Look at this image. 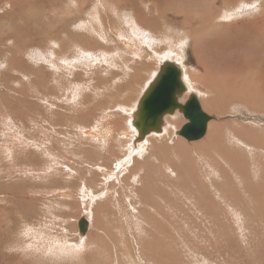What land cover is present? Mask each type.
Listing matches in <instances>:
<instances>
[{"label": "rangeland", "instance_id": "1", "mask_svg": "<svg viewBox=\"0 0 264 264\" xmlns=\"http://www.w3.org/2000/svg\"><path fill=\"white\" fill-rule=\"evenodd\" d=\"M98 1L0 0V264H264V41L258 40L264 31V0H234L240 3L236 9L222 4L216 10L215 0H127L122 6L117 0H105L100 10L104 14L97 10ZM164 3L172 13L176 10L173 16L178 21L171 26L180 34L206 31L195 22L182 31L184 23L193 18L187 20L184 13L192 15L195 10L201 16L209 11L217 15L228 7V13L234 14L233 18L218 19L224 26L206 37L220 43V48L226 41L222 46L225 51L210 52L213 44L208 47L204 43L201 53L210 52L208 60L198 62L191 50L187 54L189 65L210 72L213 80L221 82L220 93L212 91L211 95L222 101L218 109H207L199 98L203 112L213 117L201 139L209 136L210 123L216 134L208 137L209 149L217 153L210 169L209 160L199 161L198 155L194 158L193 147L201 139L188 142L176 136L192 149L186 150L195 160V173L189 176L195 177L193 180L170 173L160 157L167 147H151L159 158L147 157L148 149L129 158L123 144L127 138L125 117L118 107L114 109L119 102H134L158 62H139L140 57L130 48L122 54L132 67L130 73L123 65L119 68L115 50H124L125 22L132 16L145 31L149 27L155 32L161 24L167 29L172 19H168ZM95 9L103 22L95 31L112 37L101 40L102 44L91 32L94 22L90 14ZM217 21L210 24L217 26ZM227 21L239 26L240 38L226 40L231 30ZM245 32L261 45L241 43L250 39ZM115 33L124 41L116 40ZM176 39L178 43L179 37ZM106 53L111 57L104 67L96 60L103 62ZM112 56H116L113 61ZM134 60L139 67H133ZM60 61L66 62L68 73L56 70ZM239 64L242 75L231 76L230 70ZM134 74L137 77L132 78ZM97 79L99 91L94 87ZM129 81L132 90L127 92L124 84ZM179 115L181 123L175 130L186 122ZM112 127L114 136L105 147L108 150L91 141L98 130L104 132L102 141L107 140ZM173 166L177 174L179 168ZM99 191L102 193L92 201L89 194ZM82 217L92 222L79 237L77 222Z\"/></svg>", "mask_w": 264, "mask_h": 264}, {"label": "bare ground", "instance_id": "2", "mask_svg": "<svg viewBox=\"0 0 264 264\" xmlns=\"http://www.w3.org/2000/svg\"><path fill=\"white\" fill-rule=\"evenodd\" d=\"M96 1V0H95ZM108 1H110V0H108ZM121 5L120 6H122V5H125V2L127 3V0H117ZM135 1V0H134ZM138 1V0H137ZM155 1H157V0H154V2ZM159 1H161V0H159ZM166 1H169V0H166ZM170 1H172V0H170ZM178 1V0H177ZM210 1V0H209ZM104 2H105V0H99L98 1V3H97V5H96V7H97V10H99V12H100V10H102L101 8H103L104 7ZM143 2H144V0H143ZM163 2H165V1H163ZM195 2V1H194ZM199 2V1H198ZM71 3H72V1H71ZM70 3V4H71ZM75 3H77V2H75ZM84 3H86L85 1H84ZM128 3L129 4H131V2H129L128 1ZM140 3H142V2H139V4ZM162 3V2H161ZM171 3V2H170ZM116 4H118V3H116ZM152 4V3H151ZM156 4V3H155ZM155 4H154V6H155ZM165 5H166V3H164ZM168 4V3H167ZM208 5H209V3H207ZM215 10L220 6V5H222V4H225L223 7H225V6H228V5H230L231 7H233V8H235V7H237V4H240L239 3V1H234V0H215ZM109 5H110V3H109ZM157 5V4H156ZM206 5V4H205ZM211 5H213V3L211 4ZM210 5V6H211ZM218 5V6H217ZM113 6H114V4H113ZM127 6V5H126ZM161 6V5H160ZM167 6V5H166ZM83 7V6H82ZM90 7V6H89ZM116 7V6H115ZM119 7V6H118ZM133 7V6H132ZM261 7V6H260ZM142 8V7H141ZM249 8V7H248ZM80 9H81V7H80ZM124 9V8H123ZM123 9H121V11L123 10ZM183 9V8H182ZM193 9V8H192ZM212 9V8H211ZM220 9V8H219ZM236 9V8H235ZM82 10V9H81ZM88 10V9H87ZM97 10L95 9V11L96 12H94V11H92V13L90 14V17H91V19H92V21H94V23L96 22L97 23V25H99L101 22H100V19H99V15H98V12H97ZM107 10V9H106ZM155 10H156V8H155ZM174 10V9H173ZM207 10V9H206ZM205 10V11H206ZM210 10V9H209ZM119 11V10H118ZM120 11V12H121ZM127 11V10H126ZM142 11V10H141ZM166 11H167V8H166ZM169 11V10H168ZM174 11H176V10H174ZM174 11H173V13H174ZM178 11H179V9H178ZM204 11V10H203ZM218 11V10H217ZM222 11V12H221ZM105 12V11H104ZM130 12V11H129ZM153 12V11H152ZM221 12V13H220ZM101 13V12H100ZM131 13V12H130ZM142 13V12H141ZM155 13H156V11H155ZM180 13V12H179ZM217 13V12H216ZM216 13L214 12V15H212V12L210 13V11L208 12V13H206V14H203V16H201L202 14H197V12H195V10H194V12L192 13V15H190V14H187V13H184L185 14V17H187V20H188V17H191V16H193V18L191 17V19H189L188 20V22L190 21V23H188L187 21H185V22H187L188 24L186 25V23H184V25H183V27L181 28V30L182 31H188V26L189 25H191V23H194L195 22V24H199L200 23V26L201 27H205V30L206 31H197L195 34L193 33V34H189L188 32H186V33H184V34H180L179 33V42L177 43V40H171V39H167V40H164V43H165V47H167L166 49H167V51L165 52V49L163 50V52H162V55L163 56H160L158 53H156L155 51H153V48L155 49V46L157 45V41H149V40H152L150 37H147V39L148 38H150L148 41H147V39H143V40H146V41H143V44L141 43V41H140V47H139V49L137 50V51H135V50H133L132 49V51H133V53L135 54L134 56L135 57H140V59H143V58H141V56H144V57H150L149 59H153V60H157L158 62H157V64H156V69H155V72L154 73H152V75H148L147 77H146V79H145V81H144V87H142V88H140V93L136 96V98L134 99V102L132 103V104H128V103H126V104H128V105H126L125 103H121V102H119L118 104H120V105H117L116 104V107H114V109H116L117 107H118V109L122 112V114H124V123H123V126H124V128L126 129V131H127V138H126V140H125V142H123V144H124V146H125V149H126V151L128 152V157L130 158L131 156H135V155H139V156H141L142 155V153L144 152V150L145 149H148V151H147V153H146V155H147V157H149V156H151V154H152V157H158L159 158V156H158V153L156 152V151H153V153H152V146L155 144V145H159V146H162V147H167V153L166 154H164V156L163 155H161L160 154V157L163 159V161H165V162H167V165H166V167L169 169V171H170V173L171 174H173V175H175V176H178L179 174H181V175H183V176H185V178H188L189 180H193L195 177H190L189 178V176H191V175H194V162H195V160H194V162H193V159L192 158H190V156H191V153L189 152L190 150H192V149H190L189 148V146L187 147L182 141H180V140H178V139H176V136H177V132H178V130H175V128H176V126L178 125V124H180L181 122V120H180V115H179V113H177V112H175V113H173V114H170V115H166L164 118H163V124H162V126H161V132H159L158 134H156V133H152V134H149V135H147L142 141H137V142H135L133 139L135 138V136H136V134H137V132H136V130H135V128L132 126V120H133V114H134V112H135V110H136V107H137V105H138V103H139V100H140V98H141V96L143 95V93H144V91L146 90V88L148 87V85H149V83L152 81V79L154 78V76L155 75H157V73H158V71H159V69H160V66L164 63V62H170V63H173V64H176L177 66H178V68L180 69V72H181V80H182V83H183V85L185 86V92L181 95V96H179L178 98L179 99H181L179 102H181V101H183L185 98H184V96L185 95H189V94H196L197 95V97H198V100H199V102H200V99L202 100V104L204 105V107H206L207 109L208 108H213V109H218V107H219V102L221 101V98H220V101H217V100H215L214 98H215V96L214 95H211V92L212 91H214V92H216L217 90H218V93H220V88H221V82L217 79V78H214V80H213V76L212 75H209L210 74V72H209V74L208 73H206L205 71H203V70H197V69H192L191 68V66H193V65H189L188 63L189 62H187V54H188V52H187V50H186V46H190L191 47V52H193V54H194V56L198 59L197 61L199 62V60L200 59H203L204 61H206V60H208V54L210 53V52H213V51H225V50H223L222 49V46H223V44H225V42L226 41H224V43L222 44V46H221V48H220V43H219V41H220V39L218 40V43L219 44H214L213 43V41H212V38L209 40V39H207L206 37H208V36H210L211 34H213V32H214V30L218 27V26H224L223 25V23L222 24H220V23H218V19H228V18H233V16H234V14L233 13H228V7H226V8H222V9H220L219 10V12H218V14L216 15ZM220 13V14H219ZM235 13V12H234ZM88 14V13H87ZM101 14H104V13H101ZM115 14H116V12H115ZM128 14V13H127ZM172 14V13H171ZM181 15H183V13H180ZM109 15V14H108ZM121 15V14H120ZM129 15V14H128ZM140 15V14H139ZM216 15V16H215ZM87 16V15H86ZM85 16V17H86ZM124 16V15H123ZM102 18H103V16H101ZM106 17V16H105ZM116 17V16H115ZM132 17V16H131ZM134 17V16H133ZM163 17V16H162ZM178 17H180V16H178ZM184 17V18H185ZM118 18V17H117ZM122 18H124V17H122ZM128 18V17H127ZM171 18V17H170ZM82 19V18H81ZM115 19V18H114ZM120 19V18H119ZM118 19V20H119ZM126 19V18H125ZM142 19H143V17H142ZM167 19V18H166ZM172 19H174V17L172 18ZM84 20H86V19H84ZM105 20V19H104ZM113 20V19H112ZM117 20V21H118ZM124 20V19H123ZM127 20V19H126ZM147 20V19H146ZM186 20V19H185ZM212 20H215V21H217V26H215V25H211L210 24V22L212 23ZM79 21V20H78ZM87 21V20H86ZM90 21V20H89ZM134 21V19L132 20V19H129L128 18V20H127V22L126 23H130L131 25H130V33H132V35H134V37L133 38H135L136 36H138V34H140V35H142V36H147V35H149V36H151L149 33H150V29H149V27L147 28V30L145 31V30H143V29H141V28H139L136 24H135V22H133ZM145 21V20H144ZM193 21V22H192ZM147 22V21H146ZM149 22V21H148ZM152 22H154L153 21V19H152ZM228 22V21H227ZM79 23V22H78ZM82 23V22H81ZM85 23V22H84ZM103 23V22H102ZM101 23V24H102ZM106 23V22H105ZM112 23V22H111ZM115 23V22H114ZM118 23V22H117ZM121 23V22H120ZM155 23H157V22H154V24ZM162 23H163V21H162ZM175 23V22H174ZM229 23V27H231V30H229L230 31V37L228 38V39H226V40H233V39H235V38H237L238 39V37L240 38L241 37V33H239V26H237L236 24H233L232 22H228ZM86 24H88V23H86ZM92 24V23H91ZM101 24H100V26H101ZM138 24H139V22H138ZM146 24H148V23H146ZM151 24V23H150ZM149 24V26H151ZM157 24H159V22L157 23ZM79 25V27L81 26V24H78ZM85 25V24H84ZM162 25V24H161ZM83 26V25H82ZM81 26V27H82ZM103 26V25H102ZM101 26V27H102ZM114 26V25H113ZM112 26V27H113ZM118 26H119V24H118ZM148 26V25H147ZM155 26V25H154ZM158 26H160V25H157V27ZM228 26V25H227ZM226 26V27H227ZM264 26V25H263ZM85 27H87V26H85ZM85 27H84V29H85ZM120 27V26H119ZM121 27H122V24H121ZM128 27V26H127ZM126 27V28H127ZM156 27V26H155ZM163 27H164V25H163ZM169 27V26H168ZM168 27H167V29H168ZM198 27V26H197ZM234 27V29H232ZM94 28V27H93ZM107 28H108V26H107ZM117 28V27H116ZM154 28V27H153ZM152 28V29H153ZM165 28V27H164ZM239 28V29H238ZM256 28V27H255ZM261 28V27H260ZM77 29H78V27H77ZM87 29V28H86ZM91 29V28H90ZM102 29V28H101ZM114 30H115V28H113ZM123 29V28H122ZM157 29L158 28H156V32H157ZM96 29H92V33H94L96 36H98V38L100 39V42L99 43H101V40H103V38H101L102 37V34L101 35H99L98 33V31H95ZM99 30H100V27H99ZM102 30H104V28L102 29ZM106 30V29H105ZM125 29H123V31H124ZM161 30V29H160ZM169 30H170V28H169ZM168 30V31H169ZM175 30V29H174ZM249 30H250V28H249ZM80 31H81V29H80ZM117 31V30H116ZM122 31V30H121ZM127 31H128V28H127ZM164 31V30H163ZM243 31H244V28H243ZM242 31V32H243ZM253 31V30H252ZM259 31V30H258ZM257 31V32H258ZM76 32V31H75ZM82 32V31H81ZM87 33H88V35H89V32H88V29H87V31H86ZM85 32V33H86ZM105 32V31H104ZM162 32V31H161ZM166 32V31H165ZM170 32V31H169ZM206 32V34H204ZM219 32V31H218ZM217 32V33H218ZM222 32V31H221ZM226 32V31H225ZM254 32V31H253ZM253 32H251L250 31V33H251V35L253 34ZM256 32V31H255ZM256 32V33H257ZM117 33V32H116ZM116 33H115V35H116ZM121 33V32H120ZM128 33V32H127ZM126 33V34H127ZM163 33V32H162ZM173 33V32H172ZM175 33V32H174ZM183 33V32H182ZM216 33V32H215ZM214 33V34H215ZM246 33V32H245ZM245 33H243L244 35H245ZM247 33H248V30H247ZM247 33H246V37H248V38H250V36H248L247 35ZM249 33V34H250ZM261 33V32H260ZM65 34V33H64ZM81 34H83V32L81 33ZM94 34H93V36H94ZM118 34V33H117ZM124 34V33H123ZM122 34V35H123ZM126 34H124V35H126ZM228 34V33H227ZM258 34H259V32H258ZM258 34H257V37H258ZM262 34V38L260 39V38H258V40H262V41H264V31L261 33ZM90 35H91V33H90ZM201 35H202V37H201ZM221 35V37H222V34H220ZM84 36V35H83ZM92 35H91V37H93ZM118 36V35H117ZM142 36H140V37H142ZM160 36V35H159ZM163 36L165 37V35L163 34ZM170 36V35H169ZM253 36V35H252ZM78 37V36H77ZM82 37V36H81ZM120 37V36H119ZM119 37H117V39L119 40V39H121V38H119ZM152 37V36H151ZM194 37H196V38H194ZM211 37H212V35H211ZM218 38H219V35L217 36ZM223 37H224V35H223ZM223 37H222V39H223ZM245 37V38H246ZM85 38H86V36H85ZM89 38V37H88ZM98 38H97V40H98ZM111 38V37H110ZM122 38H123V36H122ZM132 38V39H133ZM137 38V37H136ZM139 38V37H138ZM138 38H137V40H138ZM177 38H178V36H177ZM77 39V38H76ZM91 39V38H90ZM89 39V40H90ZM93 39H94V37H93ZM95 39H96V37H95ZM127 39V38H126ZM131 39V38H130ZM236 39V40H237ZM88 40V41H89ZM92 40V39H91ZM134 40V46H135V40L136 39H133ZM136 40V41H137ZM140 40V39H139ZM158 40H159V38H158ZM202 40H204V41H206V40H209L208 42L206 41V42H202ZM65 41H66V39H65ZM81 41V40H80ZM85 41L87 42V40L85 39ZM94 41V40H93ZM99 41V40H98ZM120 41V40H119ZM121 41H124V38L121 40ZM126 42H125V44L123 45L124 46V50L123 51H120V50H115V53H116V56L118 57V64H120L119 65V68H120V66L122 67V65L124 66V68H125V72L127 71V72H129L130 71V68H132L131 66H129L128 67V65H127V62H126V58H124L123 56H122V54L124 53V51H125V49H126V51L127 52H129V49L132 47L130 44H129V40H125ZM193 41H195L196 42V46H195V50L193 49L194 47H193ZM216 41H217V39H216ZM222 41V40H221ZM74 42V41H73ZM79 42V41H78ZM78 42H76L77 44H78ZM104 42V41H103ZM131 42H133L132 40H131ZM240 42L242 43V42H249V44H259V45H261L260 43H258L257 42V40H253V39H249V40H247V39H245V40H240ZM80 43V42H79ZM88 43V42H87ZM86 43V44H87ZM160 43V42H159ZM206 44L207 43V45H208V47H209V45L211 44H213L212 46H213V50H211L210 52H208L207 54H203V53H201V45H203V44ZM210 43V44H209ZM217 43V42H216ZM245 43V44H246ZM90 44V43H89ZM92 44V43H91ZM102 44V43H101ZM100 44V45H101ZM104 44V43H103ZM132 44V43H131ZM239 44V43H238ZM76 45V44H75ZM83 45V44H82ZM81 45V46H82ZM98 45V44H97ZM194 45H195V43H194ZM229 45V43L227 44V46ZM234 45V44H233ZM241 45V44H240ZM248 45V44H247ZM246 45V46H247ZM65 46V45H64ZM63 46V47H64ZM84 46V45H83ZM94 46V45H93ZM133 46V47H134ZM136 46H138V45H136ZM135 46V47H136ZM159 46V44L157 45V47ZM236 46V45H235ZM258 46V45H257ZM78 47V46H77ZM92 47V46H91ZM113 47V46H112ZM224 47V46H223ZM242 47H245V45L243 46L242 45ZM253 47V46H252ZM71 48H73L72 46H71ZM84 48H85V46H84ZM97 48V47H96ZM228 48V47H227ZM226 48V49H227ZM229 48H230V50L232 49V47L231 46H229ZM236 48V47H235ZM235 48H234V51H235ZM89 49H91V48H89ZM95 49V48H94ZM106 49V48H105ZM143 49H148V51L150 50V52H151V54H149V55H146L145 54V52L143 53L142 52V50ZM158 49V48H157ZM249 49V48H248ZM64 50V49H63ZM88 50V49H87ZM102 50V49H101ZM237 51H239L238 50V48L236 49ZM251 50V49H250ZM253 50H254V48H253ZM252 50V51H253ZM256 50V49H255ZM254 50V51H255ZM91 51V50H90ZM144 51V50H143ZM157 51V50H156ZM195 51H196V53H195ZM226 51H228V49L226 50ZM80 52V51H79ZM112 52H114V49L112 50ZM111 52V53H112ZM236 52V51H235ZM97 53V52H96ZM115 53H113V54H115ZM126 53V52H125ZM100 54V53H99ZM107 54V56L106 57H103V62L101 61V64L100 65H104V67L105 66H108L109 65V63H108V56L110 55V53H109V55H108V53H106ZM105 54V55H106ZM161 54V53H160ZM77 55V54H76ZM125 55V54H124ZM128 55V54H127ZM228 55V54H227ZM115 56V57H116ZM129 56V55H128ZM55 57V56H54ZM110 57H111V55H110ZM114 56H112V61L114 60V58H115ZM101 58V57H100ZM189 58V57H188ZM196 58H194V59H196ZM130 59V58H129ZM146 59V58H145ZM203 60H201V61H203ZM235 61V60H234ZM148 62V61H147ZM196 62V61H195ZM245 62V61H244ZM131 63V62H130ZM132 63H133V61H132ZM136 62H134V65H133V67H139V66H135L136 64H135ZM197 63V62H196ZM105 64H107V65H105ZM147 64V63H146ZM152 64H154V63H152ZM203 64V63H202ZM200 65V66H203V65ZM243 64V63H242ZM245 64V63H244ZM243 64V65H244ZM157 65H158V67H157ZM228 65V64H227ZM115 66V65H114ZM144 66V65H143ZM147 66V65H146ZM153 66V65H152ZM185 67V68H181V67ZM205 67V66H204ZM204 67H202V68H204ZM99 68H101V67H99ZM113 68V67H112ZM111 68V69H112ZM140 68H142L141 66H140ZM152 68V67H151ZM198 68V67H197ZM206 68V67H205ZM96 69H98V68H96ZM139 69V68H138ZM243 69V67L239 64L238 66H235V67H233L231 70H230V75L231 76H239V75H242V73H239V71L238 70H242ZM116 70H118V69H116ZM205 70V69H204ZM206 70H208V69H206ZM263 70V69H262ZM122 71H123V68H122ZM143 71H144V68H143ZM142 71V72H143ZM151 71V70H150ZM208 71H210V70H208ZM243 71V70H242ZM116 72V71H115ZM118 72V71H117ZM213 72L215 73V71L213 70ZM252 72V71H251ZM250 72V73H251ZM254 72V71H253ZM259 72V71H258ZM130 73V72H129ZM149 73H151V72H149ZM145 74V73H144ZM222 74V73H221ZM249 74V73H248ZM113 76H112V78L114 77V73L112 74ZM128 75V74H127ZM132 75V74H131ZM135 75L136 74H134L133 76H132V78H135ZM230 75H229V77H230ZM118 76H119V73H118ZM212 76V77H211ZM253 76H255V75H253ZM258 76V75H257ZM107 77V76H106ZM136 77H137V75H136ZM220 77V76H219ZM229 77H228V79H229ZM240 77V76H239ZM260 77V76H259ZM234 78V77H233ZM232 78V79H233ZM244 79V78H243ZM253 79V78H252ZM101 80V79H100ZM147 80V81H146ZM245 80V79H244ZM108 81V83L110 82V84H111V81H109V80H107ZM107 81H106V84H107ZM114 81V80H113ZM221 81H222V79H221ZM226 81H228L227 79H226ZM234 81H235V78H234ZM237 81V80H236ZM242 81V80H241ZM59 82V81H58ZM98 82H99V79H97V81L95 82V85H94V87H96V91L98 90V87H97V85H98ZM140 83V82H139ZM227 83V82H226ZM236 83H238V81L236 82ZM235 83V84H236ZM101 84V83H100ZM234 84V83H233ZM256 84V83H255ZM60 85V84H59ZM102 85V84H101ZM104 85V84H103ZM224 85V84H223ZM223 85H222V87H223ZM240 85V84H239ZM238 85V86H239ZM110 86H112V85H110ZM234 86V85H233ZM117 88H120L119 86L117 87ZM124 88H125V90L127 91V92H129V91H131L132 90V86H131V84H130V81L129 82H126L125 84H124ZM236 88V87H235ZM251 88V87H250ZM237 89H239V87L237 88ZM237 89H236V91H237ZM118 91H119V89H117ZM232 90L233 89H229V91H231L232 92ZM241 90H242V87H241ZM99 91V90H98ZM106 91V90H105ZM109 91V90H108ZM121 91V90H120ZM201 91H203V92H205L207 95L206 96H204V95H200V93L199 92H201ZM223 91H225V88L223 89ZM228 91V92H229ZM188 92H193V93H188ZM103 93V92H102ZM233 93V92H232ZM221 94H222V92H221ZM123 95V94H122ZM100 96V95H99ZM98 96V97H99ZM111 96H109V101L111 102V98H110ZM124 97V96H123ZM132 98V97H131ZM187 98V97H186ZM200 98V99H199ZM237 98H239V96L237 97ZM222 99H224V98H222ZM237 100V99H236ZM222 102V101H221ZM236 103H239V102H237V101H235ZM241 102V101H240ZM244 103V102H243ZM249 103V102H248ZM263 104H264V102H263ZM49 106V105H48ZM261 106V105H260ZM257 107L256 106V108H261V107ZM253 107V106H252ZM58 108V107H57ZM111 108V107H110ZM256 108H254L253 107V109H256ZM263 108V107H262ZM113 109V110H114ZM110 110H112V108L110 109ZM257 110V109H256ZM264 110V109H263ZM108 111V110H107ZM118 115V114H117ZM109 117V116H108ZM99 125H101V124H99ZM103 125V124H102ZM213 123H210L209 124V131H207V132H209V136H210V138H212L214 135H216V134H214V132L215 131H212V128H213ZM207 127H208V125H207ZM109 128V127H108ZM99 131V130H98ZM97 131V133H95L94 135H93V137H92V139H91V141L92 142H94V143H98V144H100V147L101 148H105L106 147V145H108L109 143H112V141H111V139H112V137L114 136V132H113V127H112V129L110 128V131L109 132H107V134H109V138L107 139V140H105V141H102L103 140V138H102V135H104V132H102L103 134H100L99 132ZM106 133V132H105ZM217 133V132H216ZM90 135H91V133H90ZM207 136H208V133H207ZM208 136V137H209ZM88 137V136H87ZM208 137H206V139H205V141L204 140H202L201 142H199L195 147H193L194 148V151L196 152V154H195V157L194 158H196L197 157V155L199 156V161H205L206 163H207V161L209 160V162H208V164H207V168L208 169H210V164L211 163H213V157H215V156H217V153H216V151H214V150H210L209 148L210 147H208V143L211 141ZM216 137V136H215ZM214 137V138H215ZM104 138H105V136H104ZM157 138L160 140V141H162V142H159L158 140H157ZM174 138L176 139V142L175 143H172V144H169V140H174ZM203 138V137H202ZM90 140V139H89ZM213 141V140H212ZM214 143V142H213ZM210 146V145H209ZM215 146V145H214ZM13 147V146H12ZM49 148V147H48ZM187 148H189V149H187ZM110 149V148H109ZM189 150V151H187V150ZM105 150H108L107 148H105ZM110 151H112V150H110ZM100 152V151H99ZM220 157H222L223 156V154L222 153H220V154H218ZM194 156V155H193ZM174 160V161H173ZM179 160L181 161V164L180 165H183V166H185V168H180V165H179ZM114 162V161H113ZM131 163V162H130ZM129 163V164H130ZM173 163H175L177 166H178V168H179V172L177 171V174H176V170H175V168H174V166H173ZM128 166V165H127ZM256 167V166H255ZM143 170H141V172H142ZM103 173V172H102ZM14 174V173H13ZM197 176V175H196ZM199 176V175H198ZM114 179V178H113ZM221 182H223V181H221ZM196 185V184H195ZM247 187V186H246ZM214 189V188H213ZM202 190V189H201ZM235 191V190H234ZM242 191V190H241ZM26 192V191H25ZM236 192V191H235ZM243 192V191H242ZM100 193H102V191H99L98 193H96L95 192V194L93 195H90L89 194V197L92 199V201H94L99 195H100ZM227 195V194H226ZM228 195H230V192L228 193ZM231 195H233V194H231ZM231 195H230V198H231ZM224 197H225V195H224ZM223 197V198H224ZM20 198V197H19ZM94 198V199H93ZM229 198V199H230ZM90 200V199H89ZM88 200V201H89ZM232 199H230V201H231ZM235 201V200H234ZM91 202V201H90ZM89 202V203H90ZM45 207V206H44ZM258 210V209H257ZM85 211V210H84ZM87 213V212H86ZM50 214V213H49ZM84 214V213H83ZM88 215H89V213H88ZM86 217L88 218V216L86 215ZM85 220H86V218L85 217H83ZM46 219V218H45ZM80 219V218H79ZM89 220V224H88V222H87V220H86V222H87V230H88V228H89V226H90V223L92 222L91 220V218H89L88 219ZM46 221V220H45ZM79 221V220H78ZM78 223V222H77ZM50 225V224H49ZM87 230H86V232L85 233H87ZM77 235L79 236V237H83V235H80L79 234V232H78V228H77ZM85 235V234H84ZM45 236V235H44ZM41 240V239H40ZM82 240V239H81ZM83 241V240H82ZM58 247V246H57ZM58 249H59V247H58ZM63 251V250H62ZM68 254V253H67Z\"/></svg>", "mask_w": 264, "mask_h": 264}, {"label": "water", "instance_id": "3", "mask_svg": "<svg viewBox=\"0 0 264 264\" xmlns=\"http://www.w3.org/2000/svg\"><path fill=\"white\" fill-rule=\"evenodd\" d=\"M181 72L176 64L164 62L141 96L133 114L132 126L137 134L134 141H142L147 135L161 132L163 118L179 112L186 122L179 128L177 136L191 142L201 139L207 124L213 117L203 112L195 94L179 102L185 92ZM87 222L82 217L77 223L78 232L84 235Z\"/></svg>", "mask_w": 264, "mask_h": 264}, {"label": "crops", "instance_id": "4", "mask_svg": "<svg viewBox=\"0 0 264 264\" xmlns=\"http://www.w3.org/2000/svg\"><path fill=\"white\" fill-rule=\"evenodd\" d=\"M166 8H168L167 6H165ZM124 13H125V16H126V12L124 11ZM172 13V11L170 10V11H166V14H167V16H168V19L171 17V19L174 17V19H172L171 21H169V27H170V30L169 29H166V28H164L163 27V25H161L158 29H157V32L155 31V32H153L150 28V35L152 36H149V35H147V36H142V35H140V34H138V36H136L137 38H138V40H137V38L135 37V38H133L134 37V35H132V33H130V30L129 31H127V32H125V33H127V40H130V41H128L129 42V44L132 46L131 47V50L133 49V50H135V51H137L138 49H139V47L141 46L139 43H140V41H141V43L143 44V41H146V40H143V39H147V37H150L152 40H149L150 38H148L147 39V41L149 40V41H153L154 39V41H157V45L159 44V46H158V49L160 48V50H157L156 51V49H154L153 48V51H155L156 53H158L159 55H160V53H162L163 52V50L165 49V52L167 51V47H165L166 45H165V43H164V40H169V39H171V40H177L176 38H177V36L179 37V32L177 31V30H174V27L173 26H171L174 22H176V21H178V19H177V17H175V16H173V13ZM99 19H100V17H99ZM129 19H131V17H129ZM91 21V20H90ZM161 21H163L164 22V19L163 18H161ZM94 22V21H93ZM101 22V21H100ZM127 22V21H126ZM125 22V24H127L128 25V28L130 27V23L128 22V23H126ZM172 23V24H171ZM93 24V23H92ZM101 24V23H100ZM100 24L99 25H97V23L95 22L93 25H92V28L93 27H98L99 28V26H100ZM94 29V28H93ZM161 29V30H160ZM164 30V31H163ZM170 32H169V31ZM180 30V29H179ZM163 33H162V32ZM166 31V32H165ZM173 32V33H172ZM175 32V33H174ZM94 34V33H93ZM163 34L165 35V37L163 36ZM160 35V36H159ZM170 35V36H169ZM140 36H142V37H140ZM97 38H98V36H96ZM117 35L115 36V38H116V40H118L117 39ZM101 38H103V40H111L112 39V37L110 38V37H101ZM131 38V39H130ZM136 39L135 40V46L136 45H138V46H134V40L133 39ZM158 38H159V40H158ZM121 39H123V38H121ZM140 39V40H139ZM93 40H96V39H93ZM98 40H100L99 38H98ZM131 40L133 41V42H131ZM160 40L162 41V43H159L160 42ZM148 41V42H149ZM132 43V44H131ZM157 45L155 46V47H157ZM134 46V47H133ZM167 48V49H166ZM144 50V51H143ZM142 50V52L144 53L145 52V54L146 55H149V54H151V52H150V50L148 51V49H143ZM188 50V53L190 52V47L187 49ZM150 52V53H148V52ZM141 58H143V59H140V61L139 62H142V61H148L149 60V58L150 57H144V56H141ZM146 58V59H145ZM96 62L100 65L101 64V61H100V59H97L96 60ZM133 62H136L135 60L133 61ZM105 65H107V64H105ZM135 66H137V64L135 65ZM263 68V70L262 71H264V62H262V65H261ZM55 68H56V70L58 71V72H66V73H68V71H67V69H68V66L66 65V62L65 61H60V65L59 66H56L55 65ZM182 69L183 68H185V67H181ZM191 68L192 69H195V68H193V66H191ZM150 72V71H149ZM149 72H147V73H149ZM263 75H264V72L262 73ZM263 108H264V106H263ZM134 140V139H133ZM114 164H115V161H114ZM88 220V219H87ZM89 221V220H88Z\"/></svg>", "mask_w": 264, "mask_h": 264}]
</instances>
